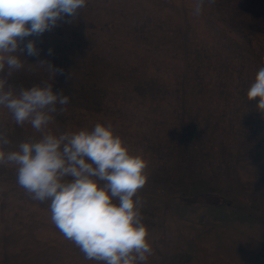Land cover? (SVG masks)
<instances>
[{
    "label": "rangeland",
    "instance_id": "1",
    "mask_svg": "<svg viewBox=\"0 0 264 264\" xmlns=\"http://www.w3.org/2000/svg\"><path fill=\"white\" fill-rule=\"evenodd\" d=\"M195 3L86 0L25 38L39 55L15 53L24 67L8 83L17 93L50 83L69 97L45 133L111 123L147 161L137 192L146 264H264V114L247 98L264 67V0H205L199 16ZM0 132L6 152L42 136L2 106ZM16 169L0 165V264H101L64 237Z\"/></svg>",
    "mask_w": 264,
    "mask_h": 264
},
{
    "label": "clouds",
    "instance_id": "2",
    "mask_svg": "<svg viewBox=\"0 0 264 264\" xmlns=\"http://www.w3.org/2000/svg\"><path fill=\"white\" fill-rule=\"evenodd\" d=\"M204 2L196 0L194 15L201 14ZM85 5L86 0H0V106L18 126L29 122L42 133L39 140L21 142L17 150L6 152L10 140L0 132V165L17 166V184L33 200L49 202L53 224L85 259L146 264L152 247L137 192L148 178L147 161L130 152L111 123L58 136L45 133L51 114L58 111L57 105L60 112L66 111L69 97L54 92L50 83L17 93L7 79L24 67L15 53L39 55L35 42L24 43L25 38L42 35L64 17H75ZM39 64H47L55 75L63 73L47 62ZM247 98H259L256 109L264 114V67L256 73Z\"/></svg>",
    "mask_w": 264,
    "mask_h": 264
}]
</instances>
